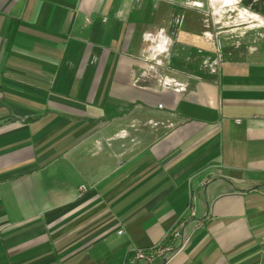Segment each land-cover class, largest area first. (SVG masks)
<instances>
[{"label": "crops", "instance_id": "crops-1", "mask_svg": "<svg viewBox=\"0 0 264 264\" xmlns=\"http://www.w3.org/2000/svg\"><path fill=\"white\" fill-rule=\"evenodd\" d=\"M224 1L245 27L217 0H0V264H123L184 217L167 264H264V0Z\"/></svg>", "mask_w": 264, "mask_h": 264}, {"label": "built area", "instance_id": "built-area-1", "mask_svg": "<svg viewBox=\"0 0 264 264\" xmlns=\"http://www.w3.org/2000/svg\"><path fill=\"white\" fill-rule=\"evenodd\" d=\"M229 5L232 6L231 8L232 10L231 9L230 10L237 11L238 15L241 10L244 12L248 11L247 9H243V8L237 9L234 5L231 4ZM212 13H214V11H211V14ZM217 15L221 17V15L218 12ZM238 17H239L238 19L239 22L240 23L242 22L241 24L238 25H246L245 24L246 21L242 20L240 16ZM220 22H221L220 18H217L214 24L218 25ZM256 27L257 28L264 27L263 18L261 25H257ZM207 36H208L207 41L210 47V51L215 54V58L209 63L205 61L204 65L205 66L208 65L209 67L211 66L215 67L221 61V57H222L220 43L217 39V35L211 34ZM161 84L166 87H171L175 91L184 90L187 86L186 82H180L177 81L175 78H168V77H163ZM158 108H162V104H159ZM168 126H172V124ZM80 189H84V187L82 186ZM187 213H189L190 216L194 215V211L191 205L188 206ZM185 219L186 218L184 217L178 222L177 228L173 230L167 242H158L154 245H151L148 248H140V247L135 248L126 255L123 264H139V263L152 264L155 260H158L161 264H167L170 261H172L179 253H181L184 246L190 239V234L186 233L185 231V221H186Z\"/></svg>", "mask_w": 264, "mask_h": 264}, {"label": "rangeland", "instance_id": "rangeland-1", "mask_svg": "<svg viewBox=\"0 0 264 264\" xmlns=\"http://www.w3.org/2000/svg\"><path fill=\"white\" fill-rule=\"evenodd\" d=\"M219 3L215 6V9L210 10L214 11L213 16L217 19L220 18V23L218 24L217 28L220 31H224L226 29H232V28H237V27H243L245 25H238L241 24L239 22V15L237 14V11H231L232 6H230L227 2H225L224 0H217ZM226 5V6H225ZM231 9V10H230ZM234 10V9H233ZM217 12L221 15V17L219 15H217ZM224 12V13H222ZM235 20V21H234ZM223 22V23H222ZM225 22H227V24H225ZM240 31V30H239ZM238 33V32H236ZM154 60H150V63H153ZM167 76H169L170 78L172 77H177L175 76L171 71L170 74L167 73ZM177 79V78H176ZM178 81V80H177Z\"/></svg>", "mask_w": 264, "mask_h": 264}, {"label": "bare ground", "instance_id": "bare-ground-1", "mask_svg": "<svg viewBox=\"0 0 264 264\" xmlns=\"http://www.w3.org/2000/svg\"><path fill=\"white\" fill-rule=\"evenodd\" d=\"M248 15V14H247ZM253 15V14H252ZM246 18H248V17H246ZM257 18V17H256ZM259 18V17H258ZM253 19V18H252ZM247 21H248V19H247ZM251 23V22H250ZM254 23H255V21H254ZM255 25V24H254Z\"/></svg>", "mask_w": 264, "mask_h": 264}]
</instances>
